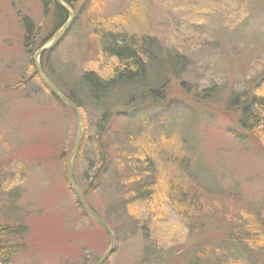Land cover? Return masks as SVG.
<instances>
[{"label": "rangeland", "instance_id": "rangeland-1", "mask_svg": "<svg viewBox=\"0 0 264 264\" xmlns=\"http://www.w3.org/2000/svg\"><path fill=\"white\" fill-rule=\"evenodd\" d=\"M71 2L64 3L73 20L41 59L45 76L66 97L86 71L111 75L116 61L101 50L99 24L129 40H150L153 74L164 79L166 100L156 102L151 87L128 107L129 99L116 101L106 134L109 160L129 164L127 154L139 147L161 184L180 174L171 159L187 157L190 168L180 175L197 199L193 205L189 196L181 205L157 194L137 205L126 194L131 184L124 186L122 167H111L93 185L85 178L87 155H77L75 182L114 235L105 264H215L234 257L260 264L264 146L254 137H235L229 127L236 116L225 107L231 95L252 92L264 76V0ZM54 9L46 11L43 0H0V224L28 228L27 250L14 264H97L110 236L84 211L67 178L77 116L45 87L30 59L70 19L56 20ZM26 18L37 36L30 51ZM206 90L214 96L204 97ZM84 107L83 127L86 122L95 134L99 113ZM139 130L142 138L149 134L146 141Z\"/></svg>", "mask_w": 264, "mask_h": 264}, {"label": "trees", "instance_id": "trees-1", "mask_svg": "<svg viewBox=\"0 0 264 264\" xmlns=\"http://www.w3.org/2000/svg\"><path fill=\"white\" fill-rule=\"evenodd\" d=\"M43 1L46 11L55 8L56 20L63 23L69 19L68 13L60 6L56 5L53 0ZM65 1L67 5H72L71 1ZM24 25L27 34L26 48H28L27 50H31V47L36 43L37 39V36L33 33L35 26L28 18L24 20ZM94 31L95 35L99 38L102 52L116 61L112 74L104 76L95 71H86L80 76L79 80H77L74 89L69 91L70 93L66 95V97L80 110L85 108L84 105H87L91 106V111L94 110L96 113H99V118L97 117L94 124L95 134L91 133L85 122L84 136L80 151L77 154L79 156L87 155V162L89 164L85 172V178L87 181H92V184L95 185L94 183L96 181L110 173L111 167L117 169L122 167L124 186L129 183L131 184V189H128L126 194L127 196L132 194L134 197L133 200L137 205H144L150 203L151 200H156L157 197L155 196L157 194H159V196L165 194L169 201H175V203L181 205H184L185 199L190 196L191 203L196 205L195 201H197V199L195 192H193L192 189L189 190L182 181V175H180L183 174V171L186 172L187 168L189 170V158L178 156L175 159L170 158L172 160L171 162L177 166V170L180 174L165 179V181L161 179V184L159 182L160 177L156 180V174L154 170H152V164L149 162L147 151H142L139 147L133 150L134 153L131 156L127 154L129 157L127 160L129 164H125L124 161L120 160V164L117 165L119 167H116L115 163L109 160V145L106 142V134L112 122L111 119L115 116L113 108L117 104L116 101L121 98L129 99V102L125 103V106L128 107V105L134 102L133 99L145 95L147 89L151 87H153L152 92H154V95L152 96L156 102L165 101L166 84L164 79L157 78L153 74L154 70L152 67V60L150 59V51L154 47L153 45L151 48L148 46L150 40H141L134 37L129 40L126 36L112 33V31L106 29L105 26H100V24L94 27ZM151 44L150 41V45ZM43 56L44 54L41 59ZM30 59L34 64L35 61L33 58ZM45 87L49 90L46 85ZM214 92L211 90L208 92V90H206V92H203L205 94L202 95L204 97H213ZM82 96L85 97L86 101L82 100ZM78 99L84 101L86 104L80 102ZM225 109L230 114L236 116L235 126L229 127V131L235 135V137L241 141L254 137L264 146V76H261L259 80L256 81V85L252 92H235L231 95ZM148 122L149 121L146 120L144 125H147ZM155 124L159 123L154 122L153 125ZM152 133H154V131H152ZM142 134H144L142 130H139L138 136L142 138ZM125 135L126 137H131L129 132L125 133ZM148 135L149 134H145L142 139L146 141ZM135 136L137 137V135ZM121 138H124V135ZM183 140L185 142V139ZM134 142H136V140H134ZM191 148H193L194 151L196 150L195 145L191 146L190 149ZM182 168L186 169L182 170ZM1 184L2 182H0V185ZM1 190H3V188H0V191ZM257 221L260 224L258 229L262 234L259 236L260 240L258 241L261 245L257 246L259 248L256 249L259 251L258 253H262V257L264 258V218ZM27 233L28 228L25 225L0 224V264H14L15 256L27 250V246H25ZM227 249L230 250L232 248L227 247ZM242 249L248 250V247H242ZM221 259L222 258L215 264H244L242 261L238 260V257H234V260ZM247 263L255 264L251 259H248ZM260 264H264V261Z\"/></svg>", "mask_w": 264, "mask_h": 264}, {"label": "water", "instance_id": "water-1", "mask_svg": "<svg viewBox=\"0 0 264 264\" xmlns=\"http://www.w3.org/2000/svg\"><path fill=\"white\" fill-rule=\"evenodd\" d=\"M55 2L56 5L60 6L61 8H63L69 15V20L68 22L63 26V29L60 31V33L58 34L57 37H55L51 42H49L47 45H45L43 48H41L40 50H38L35 55H34V61L36 64V68H37V72L38 75L40 76V78L43 80L44 84L49 88V90L53 93V95L60 101L62 102L64 105L68 106L70 109L73 110V112L76 114L77 116V120H78V137H77V141H76V145L74 147V150L69 158L68 161V171H67V178H68V182L70 184V187L72 188V190L75 192V194L77 195V198L79 200V202L81 203L82 207L84 208V210L86 211V213L99 225L101 226L106 232L107 234L110 236L111 239V246L109 251L97 262V264H105V262L107 261V259L113 254L114 250H115V239H114V235L113 232L110 230V228L107 226V224L98 217V215L91 209V207L88 205V203L86 202L85 198L83 197L81 191L79 190L76 182H75V175H74V161L75 158L80 150L81 147V143H82V139L84 136V127H83V119H82V114L79 110V108L72 102L70 101L68 98H66L61 92L60 90L51 82V80L45 76L42 65H41V57L43 54H45L46 52L51 51L55 45H57V43L61 40V38L63 37L65 31L68 29L71 21L73 20V12L65 5V3L63 2V0H53ZM69 1H77V0H69Z\"/></svg>", "mask_w": 264, "mask_h": 264}, {"label": "flooded vegetation", "instance_id": "flooded-vegetation-1", "mask_svg": "<svg viewBox=\"0 0 264 264\" xmlns=\"http://www.w3.org/2000/svg\"><path fill=\"white\" fill-rule=\"evenodd\" d=\"M64 2H66L65 0H63ZM69 6V5H68Z\"/></svg>", "mask_w": 264, "mask_h": 264}]
</instances>
